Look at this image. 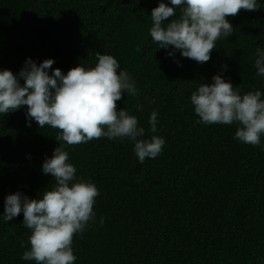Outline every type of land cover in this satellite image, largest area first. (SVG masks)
<instances>
[{
    "label": "trees",
    "instance_id": "1",
    "mask_svg": "<svg viewBox=\"0 0 264 264\" xmlns=\"http://www.w3.org/2000/svg\"><path fill=\"white\" fill-rule=\"evenodd\" d=\"M159 2L0 0V69L18 73L26 58H53L52 68L67 73L79 63L94 66L98 54L113 55L137 89L122 94L117 110L138 118L145 129L138 139L166 141L143 163L127 138L65 145L77 177L100 193L94 221L73 238L75 264H264V146L235 139L236 123H199L190 102L217 73L241 94L264 92L254 67L257 48L264 50V0L227 17L234 33L217 40L205 63L179 51L170 57L152 41L150 16ZM25 114L26 106L0 114V215L7 194L40 198L54 183L42 163L59 146V130L35 121L28 127ZM22 222V212L10 222L0 216V264H35L21 258L31 234Z\"/></svg>",
    "mask_w": 264,
    "mask_h": 264
},
{
    "label": "clouds",
    "instance_id": "2",
    "mask_svg": "<svg viewBox=\"0 0 264 264\" xmlns=\"http://www.w3.org/2000/svg\"><path fill=\"white\" fill-rule=\"evenodd\" d=\"M258 8V0H168V3L160 0L151 12L149 34L158 48L167 50L168 56L179 51L184 58L205 63L217 48V40L234 33L227 17L237 15L241 9ZM255 56L256 75L264 77V50L257 48ZM96 61L89 67L79 63L65 73L58 67L52 68L53 58L38 64L29 57L18 73L0 69V114L26 106L28 127L35 121L40 129L47 125L59 130L55 137L59 146L42 163L43 174L51 175L54 183L45 188L40 198H29L19 190L7 194L0 215L10 222L23 213V226L31 233L30 247L21 257L25 261L75 264L73 238L77 234L82 236L95 219L94 204L99 190L92 181L77 177L65 145L101 137L127 138L134 143L135 155L143 163L160 155L166 143L165 138L157 135L138 139L145 135V129L138 126V118L125 108L117 110L116 103L124 93L137 94L135 82L126 71L120 70L113 55L98 54ZM190 102L199 123H236L235 139L264 146V92L241 94L231 80L217 73L211 83H203L192 92ZM157 117L158 113L153 111L148 121L153 133L157 131ZM103 222L101 217L100 224Z\"/></svg>",
    "mask_w": 264,
    "mask_h": 264
}]
</instances>
